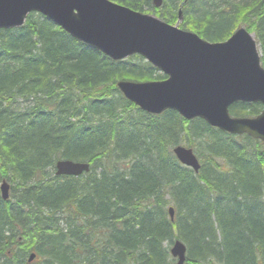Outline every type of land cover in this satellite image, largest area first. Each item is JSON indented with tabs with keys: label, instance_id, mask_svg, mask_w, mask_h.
Returning <instances> with one entry per match:
<instances>
[{
	"label": "trees",
	"instance_id": "trees-1",
	"mask_svg": "<svg viewBox=\"0 0 264 264\" xmlns=\"http://www.w3.org/2000/svg\"><path fill=\"white\" fill-rule=\"evenodd\" d=\"M113 1L136 11L152 7L172 25L184 2L164 0L156 9L152 0ZM199 1L191 12L184 3L180 28L223 41L246 27L239 5L208 13L218 0ZM249 4V13H258L264 0ZM263 26L247 28L264 56ZM163 79L140 56L113 61L40 14L20 28L0 30V176L12 183L11 200L0 195V264H29L32 253L34 264H170L175 233L169 228L181 229L188 264H264V150L249 138L244 146L225 142L222 132L198 120L190 132L173 111L148 115L116 86ZM260 110V104L232 107L235 115ZM140 127L151 129L149 151L140 147ZM196 140L208 142L211 160L198 176L168 149ZM123 153L131 158L121 169ZM60 158L90 160L91 173L55 177L51 170ZM167 197L179 214L174 223L166 216ZM183 206L190 215L181 223Z\"/></svg>",
	"mask_w": 264,
	"mask_h": 264
},
{
	"label": "water",
	"instance_id": "water-1",
	"mask_svg": "<svg viewBox=\"0 0 264 264\" xmlns=\"http://www.w3.org/2000/svg\"><path fill=\"white\" fill-rule=\"evenodd\" d=\"M163 0H153L161 7ZM37 12L56 23L74 39L114 61L139 54L161 73L162 81H119L126 99L148 114L174 109L186 119L202 118L214 127L264 140V110L255 119H231L229 107L237 102H260L264 107V68L256 41L245 28L228 42L209 43L198 34L170 25L156 16L142 15L110 0H0V29L22 27ZM183 164L199 168L191 149L178 146ZM58 175L79 176L90 171L88 163L59 161ZM8 197L9 185L3 183ZM171 253L183 264L186 248L173 244ZM35 255L30 257V262Z\"/></svg>",
	"mask_w": 264,
	"mask_h": 264
},
{
	"label": "bare ground",
	"instance_id": "bare-ground-1",
	"mask_svg": "<svg viewBox=\"0 0 264 264\" xmlns=\"http://www.w3.org/2000/svg\"><path fill=\"white\" fill-rule=\"evenodd\" d=\"M153 1V0H152ZM113 3L117 4L118 6L122 7V8H129L127 7L125 4L119 2V1H113ZM236 2H239V3H236ZM251 0H218V4H216V6L210 8V11L211 12H208V13H214V9L217 7V9L221 6H224V5H232V6H237L239 5L241 10H237V12L239 13L238 15L240 16L239 18L241 19V21L245 22L246 24V27L241 25L240 27H238L233 33L232 35L240 28H245L250 34L253 35L255 41H256V44H257V48H258V53H259V58H260V61H261V64H262V67L264 68V60H263V53H262V48H261V44L259 43L257 37H256V34L254 32H251L249 31L248 28H251V29H255L256 27H258V24L259 23H263L264 25V6L260 9V11L258 13L254 12V13H249V11L251 10H248L249 9V6H250V3ZM187 4L188 3V7L190 8V12L193 8H197L199 7V4H200V1L199 0H184L183 1H180L179 4H178V9H179V13L181 12L182 14V20H184L185 18V14L183 12V5ZM163 4H164V0L162 2V5L161 7L157 8L155 7L156 9H160L163 7ZM216 9V10H217ZM145 9L141 10V11H137L139 12L140 14H144V15H150L149 12H146L144 11ZM136 11V10H134ZM179 13H178V17H179ZM203 11L200 10L199 11V15L202 14ZM32 14H39L37 12H31L28 17ZM41 15V14H40ZM246 16V17H245ZM261 21V22H260ZM183 22V21H182ZM26 23V22H25ZM25 25V24H24ZM23 25V26H24ZM248 27V28H247ZM16 28H20V27H15V28H12V29H16ZM0 30H4V29H0ZM7 30H11V29H7ZM262 30V33L264 35V26L263 28L261 29ZM260 30V31H261ZM67 33V32H66ZM69 34V33H68ZM70 35V34H69ZM232 35L226 39V40H223V41H208V40H205L209 43H225V42H228L229 39L232 37ZM71 36V35H70ZM72 37V36H71ZM142 59H144V61H146L147 63H149L151 65V63L143 56H140ZM109 58V57H108ZM111 59V58H109ZM112 60V59H111ZM121 81H127V80H121ZM152 81H158V80H152ZM142 83H145V82H151V80H147V81H140ZM118 91L122 94V96L126 99L125 95L123 94V92H121L119 89ZM22 107H25L26 105H28V102H25L24 100H21L20 101ZM241 104H260L262 106V110H260L261 112L256 115V116H252V115H247V114H243V115H235L233 114L232 112V107L233 106H240ZM263 110H264V107L263 105L260 103V102H251V103H247V102H237V103H234L233 105H231L229 107V114H230V118L231 119H243V118H249V119H255L257 118L258 116H260L262 113H263ZM168 111H173L175 113H177L183 120L187 121V124H185L184 126V129H191L190 132L194 129V127L192 126L191 122H194V121H202L204 122L205 124H207L208 126H210L206 120L202 119V118H193V119H186L184 118L179 112L177 111H174V109H168L166 111H164L162 114L168 112ZM161 114V115H162ZM151 116H158V115H154V114H151ZM71 120H73L71 118ZM140 120V119H138ZM142 120V124L143 125H147L149 126L150 123H148V121L144 120V119H141ZM212 127V126H210ZM149 129V128H148ZM220 132H222L225 136L223 137V141H233L234 143L238 142V143H241V146H244V138H249L251 140H253L255 143L257 144H260L261 148L264 150V140L260 137H254L253 135L251 134H248L247 132H244V133H232V132H229V131H223V130H220L219 128H214ZM150 134H149V132ZM148 131H144V132H137L136 133H139L140 135L138 136V140L140 141V147L142 150H151V129H149ZM197 134L201 133L199 131L196 132ZM148 134L149 137L147 139H145V135ZM144 139V140H143ZM222 141V142H223ZM212 142L213 143H216L217 144V141L215 139H212ZM207 144L208 142L206 140H201V141H194L192 142L191 146H189L187 143H178V145H175L173 146L172 148L168 147L169 151L171 152V154L174 156V158L177 160L178 164L180 165V167L182 168H186L188 170H190L191 172H193V174L195 176H198L201 171H202V167H203V164H206V163H211V160L208 158V147H207ZM178 146H183L187 149H191L193 154L196 156L198 162H199V168L196 170L195 168L193 167H190V166H187L185 164H183V162L179 159V157L177 156V154L175 153L174 149L177 148ZM125 149V148H124ZM131 158V155H128V154H125L123 153L122 154V162L120 163V167L121 169H124L126 166L125 164L127 162H129V159ZM128 159V160H126ZM63 160H69V161H73V162H80V163H88L90 165V171L88 172H84L83 174L79 175V176H70V175H58V168L56 167V164L57 162L59 161H63ZM141 163H144V161L142 160ZM219 163L224 166V162L222 160H219ZM92 165L93 163L90 161V160H85V161H80V160H70V159H64V158H60L58 159L56 162H55V165L53 167V169L51 170L52 171V174L53 176L55 177H74V178H78V177H81V176H84V175H87L89 173H91V169H92ZM102 165L101 162H97L96 163V167L100 168ZM206 170H210L211 169V165H206L204 167ZM3 178V179H2ZM3 183H7L9 185V191H8V197L7 199H4L3 195H2V190H1V187L3 185ZM12 183L10 182L9 179L5 178L3 175L0 176V195H1V198L3 201L7 202V201H10L11 200V196H12V190H11V185ZM215 186L217 187V185L215 184ZM226 188H228L227 186H225ZM261 193H260V196L261 197H264V177L262 179V183H261V188H260ZM71 199V197L69 198ZM68 199V200H69ZM166 200V216H167V219L171 222V223H174L178 217V212L176 211L174 205H173V202L170 200L169 197H167ZM184 209L182 210V216L180 218V222L182 223V220H185V218H187V216L189 217L190 215V212L189 210L183 206ZM212 211H209V216L212 215ZM147 216H151V212H148ZM212 222H213V227H214V230L216 232V236L218 237V233H219V225H218V222H217V219H216V216L213 214L212 215ZM184 224V223H183ZM176 228L178 229L179 231V227L176 226ZM170 229V232H172V234L175 233L174 237H173V243L171 244V246L169 247V250H168V255L169 257L171 258V262L170 264H179V258L174 256L171 251H172V247H173V244L175 245L177 242L181 243L185 248H186V258H185V261L183 264H188V245L180 239L181 237V229L180 231L177 233V230L173 229V228H169ZM216 251L217 249L214 248ZM32 255H35V259L33 261H29L30 260V257ZM29 259H28V263L29 264H34V261L36 260L37 258V255L35 253H32L30 255ZM190 264V263H189Z\"/></svg>",
	"mask_w": 264,
	"mask_h": 264
},
{
	"label": "rangeland",
	"instance_id": "rangeland-1",
	"mask_svg": "<svg viewBox=\"0 0 264 264\" xmlns=\"http://www.w3.org/2000/svg\"><path fill=\"white\" fill-rule=\"evenodd\" d=\"M144 11H146V12H149L151 15H155L154 13H153V8L152 7H144ZM160 18V17H159ZM179 22V17H178V21L175 23V25L177 24ZM180 24H181V22H180ZM179 24V25H180ZM138 119H142L141 117H138ZM138 130V132H144V131H146L147 129L146 128H143V127H140L139 129H137ZM136 130V131H137ZM148 131V130H147Z\"/></svg>",
	"mask_w": 264,
	"mask_h": 264
}]
</instances>
